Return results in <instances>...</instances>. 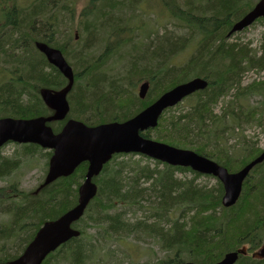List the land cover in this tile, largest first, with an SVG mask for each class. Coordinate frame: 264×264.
<instances>
[{
	"label": "trees",
	"instance_id": "1",
	"mask_svg": "<svg viewBox=\"0 0 264 264\" xmlns=\"http://www.w3.org/2000/svg\"><path fill=\"white\" fill-rule=\"evenodd\" d=\"M87 1V7L79 12V0H35L25 5L16 0H0V74L15 70L27 74L20 83L18 80L16 84L0 82V118L48 115L50 111L39 90L58 91L67 85V80L36 49V43L45 42L70 56L74 43L79 44L84 36L88 39L90 35L101 36L97 31L100 33L108 26L111 31L97 43L100 51L102 41L106 43L97 60L88 62L79 57L74 64L76 83L69 97L71 118L89 126L126 120L165 91L201 77L208 80L207 89L191 96L194 102L184 112L176 113V108L165 113L157 129L151 132L155 133L154 137L151 138V133L147 136L205 155L230 172L242 168L261 153L257 143L250 144L244 133L248 127L264 124L258 117L257 107L246 105V99L253 94L264 98V82L248 86L242 83L246 72L264 69L261 67L264 66V43L259 56L249 44L230 43L227 37L258 0H159L177 21L175 28L186 32L188 38H198L193 58L183 64L174 61L187 48V39L172 34L151 46L143 41L140 50L132 45L133 36L142 29L140 23L133 26L134 18H141V14L135 15L138 11L135 6L144 0ZM46 12L51 18H45ZM118 22H124L122 29H118ZM62 29L64 38L60 37ZM75 33L80 36L79 42L75 40ZM62 41L66 43L60 44ZM129 45L133 46L132 50L120 62L126 69L112 75L114 55L123 57L117 48ZM134 51L136 55L132 56ZM46 68L51 71L46 72ZM144 82L150 84V92L146 101H140L134 91ZM235 89L232 99L229 93ZM222 101H226L225 106L218 115L217 106ZM229 122L236 123L240 129L238 133L244 139L240 144L227 147L218 142L213 150L207 148L213 141L195 145L197 130L217 129L214 139L218 141L222 140L224 129L231 128ZM25 149L39 151L40 147L29 145ZM31 153L24 151L27 158L32 157ZM17 165L0 156V179L9 177ZM86 168V164L82 165L71 177L57 181L39 196L20 194L17 198L0 189V253H3L0 264H8L19 255V251L10 254L8 242H16L21 253L43 223L56 220L76 205ZM126 168L125 163L106 165L97 179V197L76 224L81 237L71 240L44 264L56 260L58 264L91 263L94 256L88 245L93 244L87 238L91 237L88 229L94 227L102 230L103 235H98L108 240L158 241L166 256L150 264H185L186 261L216 264L226 254L241 251L245 254L240 255L237 264H264V260L252 256L264 244V164L252 172L241 200L229 209L222 206L223 186L219 182L215 186L201 184L200 175L190 169L146 166L139 167L134 176H125ZM189 172L192 175L186 177ZM142 180L150 183L149 186H143ZM134 209L144 210L145 217L129 218L127 214Z\"/></svg>",
	"mask_w": 264,
	"mask_h": 264
},
{
	"label": "water",
	"instance_id": "2",
	"mask_svg": "<svg viewBox=\"0 0 264 264\" xmlns=\"http://www.w3.org/2000/svg\"><path fill=\"white\" fill-rule=\"evenodd\" d=\"M260 18H264V0H260L234 25L229 37L242 32ZM37 47L47 56L49 62L64 74L70 81V85L62 92L53 93L48 90L42 92L45 103L55 111L54 116L31 120L1 119L0 147L8 142L34 143L53 150L45 185L59 177L73 174L75 169L84 162H88L89 167L86 180L79 191V204L60 219L46 223L24 253L12 264H42L61 245L80 236V232L74 230L72 225L84 216L88 205L96 197L97 186L92 180L100 174L104 165L114 154H140L172 167L191 168L200 174L213 175L224 185L225 194L222 203L225 208H230L237 203L244 180L254 167L264 162L263 152L243 170L230 174L227 169L195 152L178 149L141 135V132L158 126L159 118L166 109L176 106L185 97L206 89L208 83L202 79H195L171 89L128 122L88 127L81 122L70 120L59 134H55L47 124L62 121L67 117L70 110L67 95L74 84V75L60 51L40 43ZM148 90V84L142 85L140 97L145 98ZM240 254L244 253L226 254L217 264H236ZM255 255L264 259V247Z\"/></svg>",
	"mask_w": 264,
	"mask_h": 264
},
{
	"label": "rangeland",
	"instance_id": "3",
	"mask_svg": "<svg viewBox=\"0 0 264 264\" xmlns=\"http://www.w3.org/2000/svg\"><path fill=\"white\" fill-rule=\"evenodd\" d=\"M35 0H16V2L21 3L22 5L27 4L28 2L32 3ZM116 1H123V0H116ZM87 0H79V7H77L78 11L81 12L82 8H84L87 5ZM159 0H144L138 2V4L135 6L138 11L135 12V15L141 14V18L138 19L137 17L133 20V26H136L138 23L146 29L149 30L152 28L153 23L156 24H162L164 21V17L161 14L160 7H159ZM161 4V3H160ZM128 15H129V11ZM124 26V22H118V29H122ZM114 28H112L113 30ZM111 31L110 27H105L104 29L100 30V33L97 31V35H101L102 37L105 35H108ZM140 31V32H139ZM64 29H62L61 38H64ZM172 34L175 37H179V39H187V44L190 47L188 43V35H186V32L183 30H180L178 28H175V22L169 18L167 15L165 17V21L163 26L156 28L153 31H141L137 30L135 36H133L132 45L135 46V49L140 50L142 48L141 43L145 41V44L154 45L156 40L163 39L165 36H172ZM101 36H96L95 38L90 35L89 39L87 36L82 37V40L79 44L73 45V50L70 57V62H74L76 58L81 57L82 59L85 58L88 60V62H94L97 60V57H99L104 51L106 43L102 41V51L99 50V46L97 43L101 40ZM127 36V33L125 37ZM131 37V36H130ZM129 37V38H130ZM94 38V39H93ZM117 39V35H116ZM114 38V40H116ZM80 41V37L78 39ZM157 41V42H158ZM237 41L242 42L243 44H249L250 48L252 50L258 51V55H262V45L264 43V23H257L251 28H249L246 32H242L231 39H229L230 43H235ZM114 42V41H112ZM60 44H64L66 42H59ZM195 45V44H194ZM130 46V45H129ZM122 47L117 48V51L123 56L120 59V55H114L116 56L113 59V64L111 65V71L112 75H116L119 72L122 73L126 67L123 66L121 61L125 59V55L128 54L132 50L131 47ZM140 46V47H139ZM188 49L179 55V57L174 61L176 64H183L184 62L187 63L190 58H193V54L195 53L194 49ZM249 54V53H248ZM132 56L136 55V52L134 51ZM193 55V56H192ZM127 58V56H126ZM120 59V60H119ZM111 62V61H110ZM121 62V63H120ZM264 67V66H261ZM81 70V69H80ZM47 71V70H46ZM264 81V69H254L251 71H248L243 76V85L252 84L253 82H263ZM138 91V90H137ZM136 91V93H137ZM236 89L230 91V95L233 99V97L236 94ZM137 95V94H136ZM139 96V95H137ZM229 99V98H228ZM227 99V100H228ZM194 100L191 98L187 101H184L181 105H179L177 110H175L176 113L184 112L189 108L190 105H192ZM226 101H222L218 106L216 113L221 114L223 111V108L225 106ZM244 105V103H243ZM246 105L248 107H257L258 110V117L260 120L264 121V98L259 94H253L252 97H248L246 99ZM245 106V105H244ZM246 107V106H245ZM231 126V125H230ZM210 131L205 130H197L196 133V140L197 142L195 145L206 144L210 141H213L214 143L218 142L214 139V135H216L217 129L211 128ZM230 132L229 135H226L225 139L223 140V143L225 145L234 146L237 143L240 144L242 140V135L240 133ZM155 133H151V138L154 137ZM244 136L248 138L249 141L252 143L256 142L259 147L264 148V124L262 126H253L248 127L244 133ZM25 146H16L14 144H10L4 149L0 150V155L7 157V158H18L20 156L27 158L28 155L24 154V151L27 152H33L31 153V158H28L24 161L23 165L19 168V170L15 171V174L8 180H2L0 181V187H7L10 183L17 182L19 184V189L25 192H29L36 188L38 184L43 180L44 175L46 174L47 168H46V162H47V151L45 150H39V151H33L31 149H25ZM207 148H213L212 144L209 143ZM113 163H125L127 164V170L125 171L124 175L130 174V176H134L135 171L139 167H150L151 169H155L157 166L162 169L163 165H158L156 162L149 160L147 158H144L142 156H127V157H120L113 161ZM192 173H187L186 177H190ZM143 176V175H142ZM141 176V177H142ZM199 182L204 185L209 186H215L218 181L214 178H206L201 177L199 179ZM143 186H149L150 183H144V180H142ZM127 216L129 218H133V220H140L145 217V211L144 210H131ZM88 232L91 237L87 238V241L92 242L93 246L88 245V248L90 249L91 256L93 255V260L91 263L88 264H150L155 262L156 260L162 259L164 254L160 251L157 244L152 243H142V242H132L131 239H129V242L126 240L123 241H116L115 239L108 240L106 238H102L98 235L100 233L103 235V231L94 227L88 229ZM98 238L99 241L96 242L95 239ZM132 242V243H130ZM9 246H13V251H11L12 255H15L18 251L20 253L19 248L17 247L16 242H11L8 244ZM12 260V259H11ZM151 261V262H150ZM87 262V260H86ZM150 262V263H149ZM52 264H58V260L53 261Z\"/></svg>",
	"mask_w": 264,
	"mask_h": 264
},
{
	"label": "bare ground",
	"instance_id": "4",
	"mask_svg": "<svg viewBox=\"0 0 264 264\" xmlns=\"http://www.w3.org/2000/svg\"><path fill=\"white\" fill-rule=\"evenodd\" d=\"M237 24V23H236ZM140 97V96H139Z\"/></svg>",
	"mask_w": 264,
	"mask_h": 264
},
{
	"label": "flooded vegetation",
	"instance_id": "5",
	"mask_svg": "<svg viewBox=\"0 0 264 264\" xmlns=\"http://www.w3.org/2000/svg\"><path fill=\"white\" fill-rule=\"evenodd\" d=\"M13 4H14V3H13ZM13 4H12V5H13Z\"/></svg>",
	"mask_w": 264,
	"mask_h": 264
}]
</instances>
